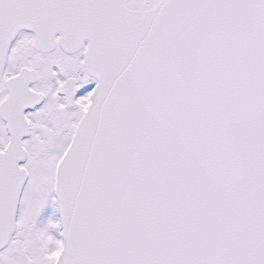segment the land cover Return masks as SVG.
<instances>
[{"label": "snow or ice", "instance_id": "6c2138e0", "mask_svg": "<svg viewBox=\"0 0 264 264\" xmlns=\"http://www.w3.org/2000/svg\"><path fill=\"white\" fill-rule=\"evenodd\" d=\"M0 264H264V0H0Z\"/></svg>", "mask_w": 264, "mask_h": 264}]
</instances>
